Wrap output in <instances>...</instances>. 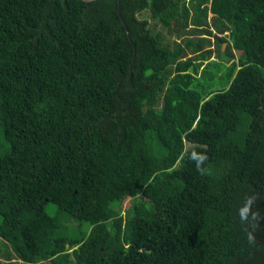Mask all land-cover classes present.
<instances>
[{
  "label": "trees",
  "instance_id": "obj_1",
  "mask_svg": "<svg viewBox=\"0 0 264 264\" xmlns=\"http://www.w3.org/2000/svg\"><path fill=\"white\" fill-rule=\"evenodd\" d=\"M119 12L0 0V264H264V0Z\"/></svg>",
  "mask_w": 264,
  "mask_h": 264
},
{
  "label": "rangeland",
  "instance_id": "obj_2",
  "mask_svg": "<svg viewBox=\"0 0 264 264\" xmlns=\"http://www.w3.org/2000/svg\"><path fill=\"white\" fill-rule=\"evenodd\" d=\"M147 15H148V12L146 10L143 11V16L147 17ZM224 46H225V43H222L221 44V47H220L221 50H224ZM233 51L236 54L238 53L237 50H233ZM214 56H215V54L212 53V57H214ZM128 182H130V179L129 178H127L126 180L122 181L121 184L113 183L114 186H115V189L113 190L114 195L120 196V192L121 191H122V195H125L124 198L122 199V201H123L122 202L123 211H126L128 209V206H127L128 205L127 199L129 198L128 195L131 194V193H133V188H134V186L127 184ZM128 186H131V187H128ZM45 264H47V263H45Z\"/></svg>",
  "mask_w": 264,
  "mask_h": 264
},
{
  "label": "clouds",
  "instance_id": "obj_3",
  "mask_svg": "<svg viewBox=\"0 0 264 264\" xmlns=\"http://www.w3.org/2000/svg\"><path fill=\"white\" fill-rule=\"evenodd\" d=\"M206 159H207L206 155H201L200 156L199 161H198V167H197L198 171H202V169H200V167H199V163H202Z\"/></svg>",
  "mask_w": 264,
  "mask_h": 264
},
{
  "label": "water",
  "instance_id": "obj_4",
  "mask_svg": "<svg viewBox=\"0 0 264 264\" xmlns=\"http://www.w3.org/2000/svg\"><path fill=\"white\" fill-rule=\"evenodd\" d=\"M116 13H117L119 19L122 20L121 14L119 12V0H116ZM259 240H262V239H259Z\"/></svg>",
  "mask_w": 264,
  "mask_h": 264
}]
</instances>
